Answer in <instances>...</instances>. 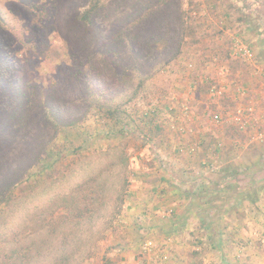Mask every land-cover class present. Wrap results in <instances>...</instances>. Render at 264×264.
I'll list each match as a JSON object with an SVG mask.
<instances>
[{"label": "rangeland", "instance_id": "1", "mask_svg": "<svg viewBox=\"0 0 264 264\" xmlns=\"http://www.w3.org/2000/svg\"><path fill=\"white\" fill-rule=\"evenodd\" d=\"M98 1L87 25L96 0H0V197H14L0 205L2 249L50 244L27 260L50 264L61 234L25 215L51 217L76 185L125 174L120 213L70 264H264L260 6ZM138 16L131 47L118 35Z\"/></svg>", "mask_w": 264, "mask_h": 264}, {"label": "trees", "instance_id": "2", "mask_svg": "<svg viewBox=\"0 0 264 264\" xmlns=\"http://www.w3.org/2000/svg\"><path fill=\"white\" fill-rule=\"evenodd\" d=\"M249 1L251 3L249 6H246L247 9L253 7L254 5L260 6L259 8H261L259 11H261V19L263 20L261 27L264 32V0ZM98 2L99 1L96 0V2L91 5L89 9L81 16V20L87 25H91L93 23V17L97 15L99 10ZM163 6L166 7L167 4H164ZM254 13L255 10L250 9L249 13L246 14L252 16ZM244 17L247 18L246 16ZM145 26L146 18H141L138 16L123 26V30L121 29L118 38L121 36L119 40L125 42L126 44L130 42L131 47H133L135 42L138 40L140 33L144 32ZM263 32L261 31V34ZM151 39H154V37ZM151 39L149 41L147 40L145 47L148 46L149 51H157L156 47L160 44L161 40L159 39L153 41ZM261 57L264 60V53H261ZM92 63V59L89 58V64L91 65ZM107 66L113 73L116 72L114 66L109 63ZM92 68L93 67H91V69ZM117 74L118 73L116 72V78L118 77ZM99 106L100 105L97 104V108ZM230 179H232L231 181H235L234 177H230ZM106 181L107 179H99L96 177L95 179L85 180L83 183L73 187L71 194H69L67 198H62V201H65V203L63 202L65 207H59L58 213H56L57 215L52 213L50 215L51 217L40 216V211H38V209H35L36 212H33V214L25 215L24 224H31V220H33V223L37 225L39 224L41 229L45 228V232L48 236H52L57 233L61 234L62 237L59 238L57 244L58 248L56 249L57 257L50 264H70L73 256L78 254L81 248L84 246L86 234L95 224V222L98 220L103 221L105 226L103 228L105 229L106 227L110 226L112 221L120 213L121 206L124 202L127 178L125 174H122L118 182L114 181L110 183V185H107ZM13 198V191L10 190L7 195H4L3 197L1 195L0 205L4 204V207L8 208L13 202ZM107 208H110L109 212L107 211ZM1 212L2 211H0V213ZM13 217L14 216H12V218ZM82 224L88 225L87 229H80L79 226ZM64 226L68 231L62 230ZM32 234L33 233L30 232L28 235ZM82 239H84V241H82ZM19 243L20 240L17 241V244ZM47 243L42 242V245ZM49 247L50 244L46 249H40L37 247L38 250L36 249V252L31 253V250L28 246L24 247L20 245L15 250L13 249L9 251L8 254H6L5 247L2 249V246L0 245V256L2 255V259L4 260L3 264L6 262L7 264H28V259H31L34 255H36L37 252L38 254H41L42 251L49 252ZM59 250L60 253L58 255Z\"/></svg>", "mask_w": 264, "mask_h": 264}, {"label": "built area", "instance_id": "3", "mask_svg": "<svg viewBox=\"0 0 264 264\" xmlns=\"http://www.w3.org/2000/svg\"><path fill=\"white\" fill-rule=\"evenodd\" d=\"M242 56L246 57V58H250V52L246 49L242 50Z\"/></svg>", "mask_w": 264, "mask_h": 264}]
</instances>
